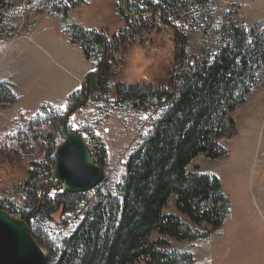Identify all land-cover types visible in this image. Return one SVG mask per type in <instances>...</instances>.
Returning a JSON list of instances; mask_svg holds the SVG:
<instances>
[{
    "label": "rangeland",
    "instance_id": "obj_1",
    "mask_svg": "<svg viewBox=\"0 0 264 264\" xmlns=\"http://www.w3.org/2000/svg\"><path fill=\"white\" fill-rule=\"evenodd\" d=\"M125 1L128 7L122 0H0V200L12 211L21 214V209L31 210L23 206L28 193L16 187L31 169V162H40L44 156L48 165L54 160L62 143L61 126H55L68 114L71 104L67 98L96 70L97 58L85 59L80 46L71 43L70 27L103 32L107 38L120 31L127 38L130 20L123 18L120 9L128 8L126 13L134 17L147 3L158 0ZM181 1L185 4L174 6L171 1L167 8L172 26L188 36L185 59L178 70H188L186 63L190 60L195 67L196 62L213 60L219 47L231 42L230 36L235 33L231 28L241 27L253 34L264 32V0ZM143 38L130 41L125 54L147 41L158 51L156 62L146 76H138L125 71L124 57L113 84H165L168 80L173 66L167 34L157 29ZM250 88L232 116L237 136L219 142L226 157L211 160L199 156L189 166V170L197 167L199 173L217 178L229 200L228 214L218 231L201 239L169 240V250L191 254L192 264H206L202 249L222 243L236 252L233 264H264V201L257 185L264 183V66ZM115 99L113 92L107 100L90 101L70 114L68 129L81 137L102 170L103 180L80 195L77 210L63 213L59 207L50 218L30 220L42 250L50 258L56 257L76 231L90 206L116 196L129 156L166 110L158 104L141 111L130 104H116ZM57 128L51 146L54 151L45 155L44 141L37 139V134ZM259 134L261 145L256 151ZM256 158L260 163L257 175L249 171ZM44 195L41 193L40 198ZM182 221L190 225L184 218ZM191 228L202 232L197 226Z\"/></svg>",
    "mask_w": 264,
    "mask_h": 264
},
{
    "label": "trees",
    "instance_id": "obj_2",
    "mask_svg": "<svg viewBox=\"0 0 264 264\" xmlns=\"http://www.w3.org/2000/svg\"><path fill=\"white\" fill-rule=\"evenodd\" d=\"M171 1L147 3L134 17L126 13L128 8H121L123 18L130 20L127 38L120 31L107 38L103 32L70 27L71 43L80 46L85 59L96 57L98 61L95 72L89 73L81 88L68 96V114L90 101L103 102L113 92L116 104H130L141 111L162 104L166 110L129 156L116 196L90 206L56 257L46 256V264H192L191 254L169 250V240L206 238L222 227L229 200L219 180L199 173L197 167L189 170V166L199 156L211 160L226 157L219 142L237 136L232 116L264 66V32L253 34L241 27L231 28L235 32L231 42L221 45L213 60L196 62V67L190 60L186 63L188 70H178L185 59L188 36L170 22L167 8ZM176 1L174 6L185 4ZM157 29L164 31L172 44L173 71L166 83L113 84L130 41L142 35L147 39ZM59 126L60 121L55 127ZM55 133L58 128L37 134V139L44 141L45 155L54 151L51 146ZM53 161L48 165L44 156L40 162H31V169L16 187L28 193L23 206L31 210L21 209L22 219L39 246L30 220L50 218L59 207L63 213L75 211L81 197L65 192L51 197L46 194L52 184ZM43 189L47 191L41 199Z\"/></svg>",
    "mask_w": 264,
    "mask_h": 264
},
{
    "label": "water",
    "instance_id": "obj_3",
    "mask_svg": "<svg viewBox=\"0 0 264 264\" xmlns=\"http://www.w3.org/2000/svg\"><path fill=\"white\" fill-rule=\"evenodd\" d=\"M157 23L163 27L159 19ZM69 118L70 114H66L61 122L62 143L55 151L52 184L47 188L52 193L50 196L57 192L84 194L103 180L102 170L93 162L81 137L68 129ZM57 187H60L58 191ZM47 189L41 193L45 194ZM0 264H46V254L34 240L26 221L3 210H0Z\"/></svg>",
    "mask_w": 264,
    "mask_h": 264
},
{
    "label": "clouds",
    "instance_id": "obj_4",
    "mask_svg": "<svg viewBox=\"0 0 264 264\" xmlns=\"http://www.w3.org/2000/svg\"><path fill=\"white\" fill-rule=\"evenodd\" d=\"M157 54V49L149 45L147 41L144 46H133L125 54V71L136 73L138 76H146L149 67L156 62Z\"/></svg>",
    "mask_w": 264,
    "mask_h": 264
},
{
    "label": "crops",
    "instance_id": "obj_5",
    "mask_svg": "<svg viewBox=\"0 0 264 264\" xmlns=\"http://www.w3.org/2000/svg\"><path fill=\"white\" fill-rule=\"evenodd\" d=\"M257 185L260 198L264 201V183L260 181L259 183L257 182ZM212 245L202 249V260L206 264H233V260L234 262L236 261L234 258V256L236 257V252L232 251V249H229L223 243L221 245Z\"/></svg>",
    "mask_w": 264,
    "mask_h": 264
},
{
    "label": "bare ground",
    "instance_id": "obj_6",
    "mask_svg": "<svg viewBox=\"0 0 264 264\" xmlns=\"http://www.w3.org/2000/svg\"><path fill=\"white\" fill-rule=\"evenodd\" d=\"M260 145H261V136H260V134H259V136H258V140H257V145H256V151H258L259 149V147H260ZM257 159L258 158H256V160H254V161H252V164L250 165V172L251 173H253V174H255V175H257L256 173L257 172H259L258 170H259V162L257 161ZM252 178V177H251Z\"/></svg>",
    "mask_w": 264,
    "mask_h": 264
},
{
    "label": "built area",
    "instance_id": "obj_7",
    "mask_svg": "<svg viewBox=\"0 0 264 264\" xmlns=\"http://www.w3.org/2000/svg\"><path fill=\"white\" fill-rule=\"evenodd\" d=\"M0 209L9 210L11 213L13 212L12 214L14 217L18 219L22 218V215L19 212H14V210L12 211V209H9V205H6V203L3 202L2 200H0Z\"/></svg>",
    "mask_w": 264,
    "mask_h": 264
},
{
    "label": "snow or ice",
    "instance_id": "obj_8",
    "mask_svg": "<svg viewBox=\"0 0 264 264\" xmlns=\"http://www.w3.org/2000/svg\"><path fill=\"white\" fill-rule=\"evenodd\" d=\"M93 70H95V69H93ZM143 118H147V117H143ZM74 120H75V117L73 118ZM73 127L75 128L76 127V125L75 124H73ZM49 195H52V193H49Z\"/></svg>",
    "mask_w": 264,
    "mask_h": 264
},
{
    "label": "flooded vegetation",
    "instance_id": "obj_9",
    "mask_svg": "<svg viewBox=\"0 0 264 264\" xmlns=\"http://www.w3.org/2000/svg\"><path fill=\"white\" fill-rule=\"evenodd\" d=\"M46 191H47V190H46ZM49 193H50V191H48V193H46V194H48V196L51 197V196L49 195Z\"/></svg>",
    "mask_w": 264,
    "mask_h": 264
}]
</instances>
